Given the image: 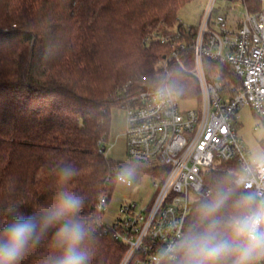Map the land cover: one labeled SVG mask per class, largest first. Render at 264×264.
<instances>
[{"label":"trees","instance_id":"16d2710c","mask_svg":"<svg viewBox=\"0 0 264 264\" xmlns=\"http://www.w3.org/2000/svg\"><path fill=\"white\" fill-rule=\"evenodd\" d=\"M192 1L0 0V229L30 213L38 225L34 242L17 264H56L62 255L56 233L63 221L47 229L40 225L63 192L84 201L74 219L85 232L80 249L87 264H122L127 246L116 238L115 224L102 222L99 201L106 196L109 203L117 175L125 170L153 176L159 169L133 159L124 165L100 150L109 141L112 110L123 109L144 87L156 89L166 82L161 63L173 50L161 37L196 30L178 18ZM182 58L192 69L191 54ZM206 68L210 75L225 73L212 61H206ZM169 71L180 99L200 101L195 77L176 62H170ZM65 165L76 170L68 181L60 178ZM240 171V164L230 161L206 173L212 194L194 203L185 236L203 226L201 205L219 194L227 197L217 214L225 219L250 210L240 205L243 197L253 196L261 204L254 191L232 185ZM182 260L179 244L178 258L164 264Z\"/></svg>","mask_w":264,"mask_h":264},{"label":"built area","instance_id":"2783aa9c","mask_svg":"<svg viewBox=\"0 0 264 264\" xmlns=\"http://www.w3.org/2000/svg\"><path fill=\"white\" fill-rule=\"evenodd\" d=\"M238 1L246 9L242 18L231 8L213 19L217 0H211L195 31L161 37L173 50L161 63L166 82L142 89L123 108L128 156L151 162L159 170L148 174L155 187L149 203L120 206L121 217L114 224L116 238L127 246L122 264H164L178 258L194 203L212 194L205 184L206 173L221 162L237 161L241 171L232 185L254 191L264 203V159L251 161L237 130L243 107H250L264 122V0H256V10L257 4ZM189 53L193 68L187 70L182 56ZM206 61L224 66L225 73L210 75ZM170 62L199 81L200 101L180 99L171 88ZM192 100L196 109H180V102ZM105 145L100 152L107 156L112 147ZM117 184L134 188L124 173L117 175ZM107 204V197H101L98 210L104 212Z\"/></svg>","mask_w":264,"mask_h":264},{"label":"clouds","instance_id":"9594fccd","mask_svg":"<svg viewBox=\"0 0 264 264\" xmlns=\"http://www.w3.org/2000/svg\"><path fill=\"white\" fill-rule=\"evenodd\" d=\"M75 168L65 165L60 168V178L70 180ZM223 194L200 208L201 228L190 231L180 243L183 252L182 264H257L264 260V203L255 204L253 196L240 200V205L250 210L240 216L221 218L217 214L226 200ZM83 199L72 192H63L53 201L42 218L41 229H47L63 221L56 233L63 246L62 255L56 264H87L88 256L80 249L85 238L82 225L74 219L81 209ZM34 209H31V212ZM11 215V209H5ZM37 222L31 213L13 219L0 229V264H17L29 244L34 242ZM35 242H38V238Z\"/></svg>","mask_w":264,"mask_h":264},{"label":"rangeland","instance_id":"374dc122","mask_svg":"<svg viewBox=\"0 0 264 264\" xmlns=\"http://www.w3.org/2000/svg\"><path fill=\"white\" fill-rule=\"evenodd\" d=\"M211 0H194L179 11V21L188 27H199L201 20L207 11ZM235 9L234 15L240 18L246 14V9L238 0L229 2L227 0H217L213 19L218 15H226ZM197 101V100H196ZM196 101L180 102L182 111L187 109H196ZM238 134L243 138L248 151L251 153L252 162L258 163L264 159V122L256 115L250 107H243L238 115ZM126 111L122 108L112 110V128L109 135L108 144L112 147L107 157L115 162L129 165L130 157L126 152ZM130 179L134 181V188H129L123 184H117L116 189L106 205L102 222L112 226L120 217V206L125 202H137L140 206L149 203L155 194L153 178L144 172L125 170Z\"/></svg>","mask_w":264,"mask_h":264},{"label":"water","instance_id":"95a60500","mask_svg":"<svg viewBox=\"0 0 264 264\" xmlns=\"http://www.w3.org/2000/svg\"><path fill=\"white\" fill-rule=\"evenodd\" d=\"M147 90H148V88H147V87H144V88H143V91H147Z\"/></svg>","mask_w":264,"mask_h":264}]
</instances>
